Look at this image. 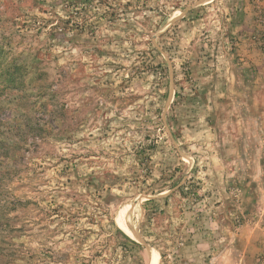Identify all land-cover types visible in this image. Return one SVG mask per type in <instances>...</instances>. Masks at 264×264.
Wrapping results in <instances>:
<instances>
[{
	"label": "rangeland",
	"instance_id": "rangeland-1",
	"mask_svg": "<svg viewBox=\"0 0 264 264\" xmlns=\"http://www.w3.org/2000/svg\"><path fill=\"white\" fill-rule=\"evenodd\" d=\"M218 83L264 106V0H0V264H264Z\"/></svg>",
	"mask_w": 264,
	"mask_h": 264
},
{
	"label": "crops",
	"instance_id": "crops-1",
	"mask_svg": "<svg viewBox=\"0 0 264 264\" xmlns=\"http://www.w3.org/2000/svg\"><path fill=\"white\" fill-rule=\"evenodd\" d=\"M230 70L225 69L223 74L228 75ZM216 91L215 135L219 147L221 139L227 142L225 153L217 154H226L228 170L264 172V106L258 100V84L239 83L237 87L218 83Z\"/></svg>",
	"mask_w": 264,
	"mask_h": 264
},
{
	"label": "bare ground",
	"instance_id": "bare-ground-1",
	"mask_svg": "<svg viewBox=\"0 0 264 264\" xmlns=\"http://www.w3.org/2000/svg\"><path fill=\"white\" fill-rule=\"evenodd\" d=\"M125 228L128 229L127 231H128L129 233H131V228H130V227H128V226L126 225Z\"/></svg>",
	"mask_w": 264,
	"mask_h": 264
}]
</instances>
